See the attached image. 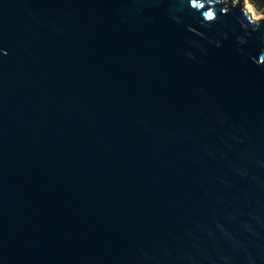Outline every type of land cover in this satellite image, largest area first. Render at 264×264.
<instances>
[{
    "label": "water",
    "instance_id": "water-1",
    "mask_svg": "<svg viewBox=\"0 0 264 264\" xmlns=\"http://www.w3.org/2000/svg\"><path fill=\"white\" fill-rule=\"evenodd\" d=\"M197 2L0 0V264H264V17Z\"/></svg>",
    "mask_w": 264,
    "mask_h": 264
},
{
    "label": "snow or ice",
    "instance_id": "snow-or-ice-1",
    "mask_svg": "<svg viewBox=\"0 0 264 264\" xmlns=\"http://www.w3.org/2000/svg\"><path fill=\"white\" fill-rule=\"evenodd\" d=\"M187 3L192 8H199V9H205L206 8V5H204L202 3L198 4L197 0H187ZM204 18L205 19H213L214 14L211 11H206L204 13Z\"/></svg>",
    "mask_w": 264,
    "mask_h": 264
},
{
    "label": "rangeland",
    "instance_id": "rangeland-1",
    "mask_svg": "<svg viewBox=\"0 0 264 264\" xmlns=\"http://www.w3.org/2000/svg\"><path fill=\"white\" fill-rule=\"evenodd\" d=\"M244 4L246 9L250 12V14L255 18L264 17V12L257 10L252 4H250L247 0H244Z\"/></svg>",
    "mask_w": 264,
    "mask_h": 264
},
{
    "label": "trees",
    "instance_id": "trees-1",
    "mask_svg": "<svg viewBox=\"0 0 264 264\" xmlns=\"http://www.w3.org/2000/svg\"><path fill=\"white\" fill-rule=\"evenodd\" d=\"M252 4L257 10L264 12V0H247Z\"/></svg>",
    "mask_w": 264,
    "mask_h": 264
}]
</instances>
